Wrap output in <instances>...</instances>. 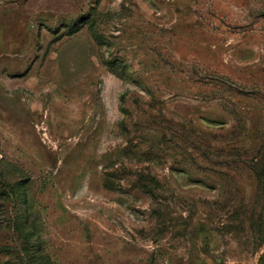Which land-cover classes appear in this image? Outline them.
<instances>
[{"label":"rangeland","instance_id":"374dc122","mask_svg":"<svg viewBox=\"0 0 264 264\" xmlns=\"http://www.w3.org/2000/svg\"><path fill=\"white\" fill-rule=\"evenodd\" d=\"M0 264H264V0H0Z\"/></svg>","mask_w":264,"mask_h":264},{"label":"trees","instance_id":"16d2710c","mask_svg":"<svg viewBox=\"0 0 264 264\" xmlns=\"http://www.w3.org/2000/svg\"><path fill=\"white\" fill-rule=\"evenodd\" d=\"M4 249H7L8 250L9 248L5 247Z\"/></svg>","mask_w":264,"mask_h":264}]
</instances>
